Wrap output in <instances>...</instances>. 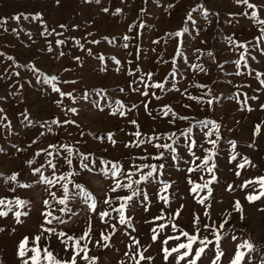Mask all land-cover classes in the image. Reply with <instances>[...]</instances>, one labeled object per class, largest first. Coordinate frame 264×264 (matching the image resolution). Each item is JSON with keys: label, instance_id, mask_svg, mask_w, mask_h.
Masks as SVG:
<instances>
[{"label": "rangeland", "instance_id": "374dc122", "mask_svg": "<svg viewBox=\"0 0 264 264\" xmlns=\"http://www.w3.org/2000/svg\"><path fill=\"white\" fill-rule=\"evenodd\" d=\"M249 3L255 8L235 0H0V199L28 202L23 207L13 204L12 211L0 205V210L8 211L0 216V264H22L17 251L25 237L26 248L40 249L39 264H49L43 259L45 248L57 260L71 261L75 239L68 240L67 247L63 241L83 236L89 225L91 231L79 243L87 245L95 264H135L133 257L139 260L140 253L151 257L140 264H176L178 254L165 260L162 249L187 243L181 230L198 239L180 264H188L204 237L213 243L197 264H212L216 240L204 225L213 223L224 253L218 264H230L244 241L254 247L240 249L244 252L240 264H264V196L251 203L246 198L264 188L258 182L241 187L264 177V24L251 16L255 11L264 21V0ZM177 31L182 35H170ZM241 53L244 60L238 66L235 61ZM41 72L58 77L56 86L71 95L53 92ZM117 101L123 105V116L112 114L119 107ZM167 109L171 111L165 115ZM164 144L174 151L158 147ZM62 145L72 149L71 157ZM81 154L88 156L84 162L90 170L81 167ZM209 155L211 173L202 163ZM66 157L72 159L71 165L65 163ZM114 164L120 167L116 177L105 173ZM149 166L157 171L140 180L152 170ZM35 168L50 180L73 175L48 185L40 182V173H33ZM13 173L18 174L16 181L6 180ZM213 175L216 179L207 188L191 191L193 184L203 185ZM137 180L139 184L134 183ZM117 181L131 187L112 192ZM65 183L69 194L78 191L74 184L90 192L95 210L81 197L58 203ZM165 183L169 187L162 191ZM133 191L138 195L127 201L128 223L121 225L119 212L113 209L125 203L119 198ZM45 200L50 203L45 205ZM237 201L241 211L235 210ZM17 211L28 213L20 223ZM44 212L64 223L46 224ZM101 212L110 215L101 220ZM196 217L199 232L193 224ZM42 224L66 235L44 232L35 241ZM177 236L179 240L164 243ZM32 255L28 251L25 258ZM83 255L77 256L76 264H88Z\"/></svg>", "mask_w": 264, "mask_h": 264}, {"label": "snow or ice", "instance_id": "6c2138e0", "mask_svg": "<svg viewBox=\"0 0 264 264\" xmlns=\"http://www.w3.org/2000/svg\"><path fill=\"white\" fill-rule=\"evenodd\" d=\"M236 3L238 4H245L247 5L249 8H255V5H252L251 3H249V0H235ZM200 7H203L202 5ZM105 12L108 11V9H104ZM119 11V9H117V12ZM193 11H195V9H193ZM205 14H206V10H205ZM39 14H37L38 16ZM243 15H248V13H243ZM251 16L256 20V22L258 23H262L264 24V21L262 20H258L257 18V13L255 11H253L251 13ZM187 19L188 20H191L192 19V15L191 13L188 14L187 16ZM63 27V25L61 26ZM183 31H187V29H184ZM262 31H264V29H262ZM170 35H173V36H176V37H179L182 35V32L181 31H177L175 33H171ZM125 39H127V37H125ZM57 43H63V41H57ZM79 43V42H77ZM93 43H98L97 41H93ZM125 47H127V45H124ZM51 50V49H49ZM179 47L177 48V52L179 53ZM63 53H61L62 55ZM208 55H212L211 53H208ZM9 59H11V57H9ZM244 60V54L241 53L240 54V60H237L235 61V63L239 66L240 62ZM117 63H119V61H117ZM29 67H32V66H29ZM193 67H199V66H196L194 65ZM32 70L33 71H36V72H39V69H35L34 67H32ZM201 71H204V69H200ZM151 74H149L150 76ZM173 75H175L173 73ZM259 75L260 74H257V78H259ZM40 76H44V74L41 72L40 73ZM58 79V77L56 76H44V83L45 84H48L51 86L52 88V91L53 92H57V93H60L61 96L63 95H71L70 93L66 94V93H63L60 91V89L56 86V84L54 83L56 80ZM262 84H264V81H261ZM152 87H157V88H163V84H154L152 85ZM103 91V90H101ZM145 95H147V93H144ZM192 99H195L194 97H190ZM253 99H255V97H253ZM212 101H208V104L211 105ZM117 104L119 105L118 108H115L113 109V113L112 114H116V113H119V115L123 116L125 115V113L121 110L123 108V105L121 104V102L117 101ZM147 107V106H146ZM187 107V106H186ZM262 108H264V105H261ZM70 111L72 112H75L76 109H70ZM171 111V109H167L165 111V115L168 114V112ZM181 119H185V117H181ZM51 123H59L58 121H55L53 120ZM65 123H72L70 121H65ZM132 123H135V121H132ZM199 124H202L204 126H207V124L209 123L208 121H199L198 122ZM213 124V127H218L217 125H215L214 122H211ZM259 130V126H257V131ZM187 132H191V128L187 129L186 130ZM43 134V133H42ZM207 134H210L207 133ZM135 135L139 136V132L135 133ZM108 139L109 140H112V135L109 133L108 134ZM151 141V138H149V142ZM35 143V141H33ZM113 143H115V141H113ZM139 143H144L143 140L139 141ZM211 143L215 144L216 141H211ZM233 146V148L235 147V142H230ZM55 146L54 145H49V148H54ZM62 148H64V150L66 152H68V156L71 157L72 156V149L66 145H62L61 146ZM158 147H163V148H166V149H170L172 151H174V149H172V145L170 144H164V145H159ZM19 150V149H18ZM191 150V149H189ZM207 151V150H206ZM49 156L52 155L51 152H48L47 153ZM37 155H39V153H37ZM163 155V153H161V156ZM81 167L84 168V169H89V165L87 163H85L84 161H86L88 159V156H85V155H82L81 154ZM211 159V155L209 156H206L204 157L202 163L205 165V167H207V162ZM232 159H235V157L233 156ZM28 164H31L32 161H27ZM49 165L53 168H55V165L52 164L51 161H48ZM65 163H67L68 165H71L72 164V159L70 158H65ZM106 163H110V162H106ZM245 163H248L247 160H245ZM152 168L151 171L147 172L146 174H143L141 175L140 177V180H146L147 178L149 177H152L153 176V172L157 171V168L155 166H149ZM159 167H163V165H160ZM199 167V166H198ZM239 167H243V165H239ZM90 170V169H89ZM189 172H192L194 171V169L192 168H189L188 169ZM207 171L208 172H212L213 169L211 167H207ZM33 173L36 174V173H40V182L42 183H45V184H48V185H52V184H55V183H58L60 180H67V177L69 175H73V173H66L64 176H60V177H54V179L50 180L48 179L47 177H45L39 168H35L33 169ZM105 173L107 175H111L112 177H116L119 173H120V167L118 164H114L112 166L111 169H106L105 170ZM239 175V173H237ZM17 175L16 173H13L11 176L9 177H6V180H9V181H16L17 179ZM130 178V176H129ZM216 179L215 175H213L211 177V180H207L205 181V183L203 185H198V184H193L192 188H191V191L196 193L198 191L199 188L203 187V188H207L208 185L214 181ZM140 180H137V181H134V183H137L139 184L140 183ZM71 181H69L70 183ZM260 183L261 187L264 188V177H261V178H257L256 180H251V181H246L244 185H241V187H247L249 184H254V183ZM189 183H192V181H189ZM20 187H29V185H19ZM63 189H64V195L61 199L58 200V203L60 204H65V202L71 198H75V197H81L83 198V201L85 203L88 204V207L90 210H95L96 208V202L94 200V198L92 197V194L90 192H88L87 190H85L80 184H74V187L76 189H78V191L74 192V193H71L69 194V190H68V184L65 183L62 185ZM131 187V184H121L119 183V181L116 182L115 184V187H113L111 189L112 192H115L117 188H130ZM169 187V185L167 183L164 184V188L162 189L163 190H166L167 188ZM231 187V186H230ZM210 191V190H209ZM53 199L56 198V195L55 193H51ZM138 195V192L137 191H133L132 192V195L131 196H127V197H121L119 199H122L125 201V203H121L119 208H115L113 209V211H117L119 212V223L121 225L123 224H126L128 223V220L125 219V214H124V209L126 207V203L127 201H130L132 199V197ZM261 196H264V191H261L259 195L257 196H252V195H249L248 197H246L248 199V201L251 203L257 199H259ZM145 199H147V196L145 195L144 197ZM161 199L165 200V202H167V198L166 197H161ZM205 199L206 197L204 198H201L198 202L203 204L205 202ZM89 201H91L89 203ZM28 202L27 201H24V200H20V199H15L14 201H6L5 199H0V205H5L8 209V211H12V205L13 204H16L17 206H21L23 207L24 205H26ZM50 203V201L48 200H45L44 201V204L45 205H48ZM104 203H110V201L108 200H105ZM235 207V210L236 211H241V206H240V202L237 201L234 205ZM67 209L65 208H61L60 211H66ZM147 210V208L145 209ZM8 211H3V210H0V216H7L8 215ZM28 213L27 212H15L14 215H15V218H16V222L17 223H20L21 220H20V217L21 216H26ZM177 215H179V211H177L176 213ZM42 215L44 216V219H45V223L46 224H52L53 220H58L59 223H64V221L58 217H55V216H52V213L51 212H44L42 213ZM100 219L101 220H104V218L106 216H109L110 213L108 212H101L100 214ZM205 215L207 216L208 213L205 212ZM49 217H51V219H49ZM159 219V218H157ZM241 219H243V216H241ZM198 221H199V217H196L193 221V224L194 226H196V231L199 232V227H198ZM227 221H224L222 223H220L219 225V228H223L224 227V223H226ZM115 226L113 225V228ZM161 228H163L164 226L163 225H160ZM173 227L175 228V225H173ZM204 227L206 229H210L213 233H214V236H215V240H216V256L212 262V264H218V261L220 260V258L224 255V253L220 250V240H221V235L215 225V223L209 225V224H205ZM41 234L40 235H37L34 239L35 241H39L41 239V237L43 236V233L44 232H50V233H54L56 234L57 236H64L66 235L65 233L63 232H60V233H56V230L54 228H45L44 225L42 224L41 225ZM0 231H3V229H0ZM91 231V225H89V228L86 229L85 233L83 236L79 237V238H74V237H71V236H68L67 240L63 241V243L66 245H68V240H74L75 239V244L73 245V248H74V254L72 256V259L71 261H59L57 260L53 254L51 252H49L46 248L43 250L45 255L43 257V259L47 260L49 262V264H76V260H77V256H79V254L81 252L84 253L83 257H81L82 259H84L85 261L88 262V264H95V260L96 258L95 257H89L87 255V245L85 244L83 247L80 246V243L79 241L80 240H84L85 237L88 236L89 232ZM154 233L156 232V229H153L152 230ZM180 235L182 236H185L187 237V240L188 242L187 243H179L177 247H174L172 249H167V248H164L162 249V251L164 252V258L165 260L168 259V257L170 255H172V253H177L178 255L176 256V264H180V262L182 260H184L185 258L189 257L190 254L192 253V245L194 242L197 241V236L196 235H189L187 232L181 230V233ZM101 238L105 241H107L109 239L108 236H105L104 233L102 232L101 233ZM156 235H153L152 239L155 241L156 240ZM172 239H175V240H179V236L177 237H168L164 243L167 244L168 243V240H172ZM232 239H235V237H232ZM28 242V237H25L23 240L20 241L19 245H18V251H17V255L18 257H20L22 259V264H29V260H31L32 264H39V261L41 259V256H40V249L38 247H34V248H31V249H28L26 248V244ZM135 243L138 244V241H134ZM99 243V241L97 242ZM199 243L201 245V247L197 248L195 250V255L191 257V259L188 260V264H197V261L198 259L201 257L202 253H204L205 249L207 248L208 245L212 244L213 241L212 240H209L207 237H204L203 239H200L199 240ZM104 247H108L109 245L107 243H105L103 245ZM131 247V246H129ZM253 245L249 242V241H244L242 242L241 244H238L237 245V250H236V253H235V256L233 257V259L230 261V264H240V261L244 258V252H242L240 249L241 248H245L247 250H252L253 249ZM180 249H187V251H184L183 253H180ZM28 251H31L33 253V255L29 258H25L26 256V252ZM125 255H128V253H125ZM151 260V257H144L143 256V253H140V259L139 260H136L135 257H133V260H135V264H140V260Z\"/></svg>", "mask_w": 264, "mask_h": 264}]
</instances>
